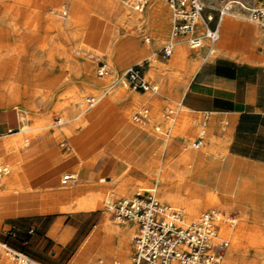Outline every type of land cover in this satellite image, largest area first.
I'll use <instances>...</instances> for the list:
<instances>
[{"label":"rangeland","instance_id":"rangeland-1","mask_svg":"<svg viewBox=\"0 0 264 264\" xmlns=\"http://www.w3.org/2000/svg\"><path fill=\"white\" fill-rule=\"evenodd\" d=\"M9 1L12 10L17 13H12L11 10H9L10 8L0 13V56H10V60L6 58L0 60V67L3 68H0V74L3 73L0 75V85L6 84L7 81H9L10 75H7L8 73L11 74L15 72L14 81L20 90V100L28 103L32 99L31 93H33L34 90L39 91L37 95L39 98L46 97V100L41 102L40 107L31 111V116L28 118L26 111L22 107L16 105L5 107L4 102L1 101L2 99L0 98V139L8 137H1L2 135L33 127L34 125L32 122L34 123V120L40 119L43 121L46 119V121L39 124L42 125V127L38 132H35L37 134L26 147H22L19 151L13 150L4 154L3 163L5 164L11 163L17 165L20 161L24 162L21 167L18 186L21 187L22 192L32 195L33 197H38V199L35 201H23L21 198H18L19 196L17 193H14V190H11L12 192L7 196V200H5L4 207H2V212L0 213V240L7 241L11 245L16 244L23 246V250L38 261H50L54 264H89L88 261L94 258L96 262L100 257V252L109 250L114 251L116 244V236H111L110 241L101 244L94 257L91 252L87 254L83 252V245L86 237L93 229L99 227L103 218L106 217L113 222L116 221V224L122 228L135 226V229H137L136 224L132 222H123L121 219L116 218V216L107 209L106 201L102 209L78 212L55 210L54 212L42 213L39 212L41 207H51V205L52 207H59L69 200V198L45 199L43 194L51 193L54 189L56 190L62 187L61 177L68 171H72L76 174V182L72 183L70 181L67 184H63V186L66 187H77L81 185L88 189L97 184L106 183L105 181H100L103 177H105L106 180L116 178L117 175L124 172L127 163L124 162L118 174L108 172L106 169L103 171L101 170L102 165L108 158L117 159L118 165H120L122 158L116 156V154L122 156H127L129 154L134 157V160L143 156L144 161H146L148 165L143 166L146 162L143 165H131L133 169L128 174L129 178L134 180L141 179L143 175H141L140 172L145 168L160 167L161 170H165L173 165H180L178 159L182 152L188 147H193V150H198L199 152L205 150L216 153V150H212L213 147L209 145L210 137H214L217 140L214 139V145L218 144L219 148L221 147L216 157H202L201 159L203 163L213 165V168L205 169L208 176L211 177V184L217 182L222 172L226 174L227 178L231 177L234 180L241 178V189L238 197H236V199H231L228 196L226 200L223 199V201L226 202L225 204L219 200L221 204L214 209L220 211L222 215L224 214L223 221L229 225L232 231H236L238 224L236 223L235 225V222H237V220H242L249 214V212L247 214L243 213L242 208L253 203L256 204L257 202L256 205L258 210L256 214L253 209L251 210L249 218L247 217V224L249 226L259 225L258 227L264 228V207L263 204L259 203V201H262L261 192L264 187V177L250 170H247V176L241 175L238 173V166L234 167L233 173H230L226 169L220 171L217 161L211 160V158H217L221 163H225L227 160L238 161L242 166L250 164L248 161L232 156L228 152V149L222 147L223 140H226L224 142L225 144L228 142L227 136L221 137L229 127L227 119L222 117L221 121L218 122L217 128L215 129L216 132H214L217 136L211 135L209 133V128L205 126L203 144L199 148L192 146V142H194L197 136L196 124L204 120L205 113L189 111L188 117L191 118L190 121L193 127L192 130L184 129V124L181 122L182 106L180 104V99L179 102L174 100L176 86L169 83L168 76L174 73V80L177 82L185 71V68H180L178 66L167 67L166 64L170 63L172 54L166 56L162 50V47L168 43L171 37L172 18L169 23L168 34L161 42L157 41V37L150 39L153 45L152 48L147 50L142 56H139L137 55V50L139 51V49L145 47V39L153 34V30L150 26L146 24L143 25L131 36L133 41L131 46L120 47L119 42L128 39L132 30H127L126 25L121 24L116 19L118 0H83L82 8L76 11L77 15L81 12L83 17L80 18H75L73 16L75 0ZM247 1L248 3L246 5L252 3L251 0ZM119 2L123 3L122 0H119ZM223 3L222 0H207L203 15L205 16L207 13L211 12L215 18L218 13V8L222 7ZM160 4L163 9H167L169 16L172 17V10L165 0H160ZM125 5L129 6L128 4ZM53 11H56L60 15L54 14ZM66 12L67 16H63ZM227 19L247 22L253 25L256 33L252 40L254 53L256 56L264 57V30L256 23L245 18L226 15L225 20ZM70 21L71 24H69ZM66 22H69L67 26ZM74 22L78 23L77 26ZM79 25H83L81 28L87 27L85 29L87 35L83 38V42L88 45V49L77 46V37H75V35L74 37L72 36V28L76 26L81 30ZM70 28L71 31L69 33ZM85 30L82 29L81 31L84 32ZM199 30L202 32L204 28ZM179 44L189 51L192 59L197 58L199 64L206 59L214 58L220 54L217 49V47L219 48L218 43L212 53L204 48L189 49L185 44ZM149 55L156 57L161 65H166L159 71L162 76L161 79L148 71L145 72L146 79L152 84L157 85V88L147 90L148 93L145 95L143 103L136 105L137 107L134 106L133 111L128 114V116H124V120L121 121L117 129L107 137L105 143L99 146L95 152L88 154L86 157L80 158L79 156V159L75 161L76 164L71 168L61 169L57 173L50 174L52 178L50 176L49 178L51 179L42 178L43 175L38 176L39 173H43L50 167L55 166L57 168L67 163L69 159L75 155V150L73 149L68 151L64 150L67 141H72L77 132V125L103 100L111 98L115 93L120 94L122 90L130 94H134L138 91L132 89L128 82L127 84L123 82V74L129 66L135 63H143L144 69L147 66V68H149L150 61L146 59ZM260 63L264 65V62ZM102 64L106 65L108 71L103 75H99L98 69ZM87 69L91 70L90 81H86L87 79L85 78V73H89ZM2 70L3 72H1ZM83 83H87V85L92 87L91 89L100 92L99 94L91 92L86 95V98L95 97L98 100V104L94 108L86 104L85 109L81 108L78 111L71 112L66 106L67 91L72 89L73 86L82 90L85 88ZM41 90L46 92L43 93ZM141 92L143 93L144 91ZM46 93H48L47 96ZM2 94H4V91H2ZM155 99H158L160 102L159 111L162 113L163 119L169 123L167 126H164L154 115L151 122L150 120L147 121L150 122L149 127H151V129H147L144 128L143 125L141 126V123L133 118V116L138 110H143L144 108H148L149 111L154 114L153 109L146 104L152 105ZM19 113L21 114V119H19ZM210 117L211 115H209L207 123L210 122ZM57 118L61 119L60 123H57ZM28 123L31 124L28 125ZM121 124H123V129L120 127ZM156 125L161 129H157ZM67 127L71 128V131L61 130ZM177 127L181 129V133L178 134V137L174 138V152L170 154L168 150L165 149L164 143L168 138V133H170L173 128ZM129 130H133V133L143 130L148 135L150 134L153 139L158 137L161 140L160 146L152 142L142 146L137 137L126 135ZM159 132L161 133L159 134ZM188 142L189 144H187ZM16 152L20 156V160L16 159ZM102 152H104V154L98 156ZM94 157H97L96 160L87 164L90 159ZM86 164L89 168H94L91 169L90 174L83 175L81 166H85ZM51 170H48L44 175H48ZM77 174H79L80 177L77 176ZM195 177L196 176L193 175L192 179ZM1 179L2 178H0V180ZM157 185L160 186V184ZM188 185H190V183L185 180L184 186ZM135 192L141 193L134 189L129 195H118L114 196L112 199L121 196H130ZM146 192L147 193H144L145 195L154 193L155 190L149 189ZM215 192L221 196H226L223 192H217V190H215ZM6 193L10 192H5L3 194ZM155 193L162 202L171 204L174 207L183 208L182 205L175 206L173 203L161 198L158 192ZM21 209H25L28 212L17 216L6 215V213ZM207 210L213 209L211 207H206L200 211L199 215ZM43 216H46V224L53 221V226H56L54 235L50 234L51 230L47 232V235H44L43 229L38 230L37 224L41 221ZM25 219H30L31 224L35 226L33 232L35 234L34 239L28 244H23L21 239V236L29 238L27 231L18 230L16 234L11 233V224ZM67 223L71 225L66 226ZM133 236L134 234L129 235L128 238L129 252L127 255L129 257V263L132 252ZM3 256L8 257L2 252L0 255L1 263ZM256 258L253 251L246 254H244L243 251H236L232 254V260H230L229 252L227 251L225 261L226 264H261V259L259 257ZM109 261V264H111L113 259L110 258ZM11 264H14L12 259Z\"/></svg>","mask_w":264,"mask_h":264},{"label":"bare ground","instance_id":"bare-ground-1","mask_svg":"<svg viewBox=\"0 0 264 264\" xmlns=\"http://www.w3.org/2000/svg\"><path fill=\"white\" fill-rule=\"evenodd\" d=\"M251 1L253 2L255 0H251ZM122 2L123 3L119 2L118 0L116 19L121 24H125L127 30H132V31L130 32L131 35L130 37H128V39L119 42L120 47L131 46L133 44L131 36H133L135 32L145 24L150 26V28L153 30V34L148 38H146L145 40L146 45L144 48H142L141 52L143 51L145 52L150 48H152L153 45L150 42V39L157 37V41L161 42V40L168 34L169 23L171 21V18L173 20V16L170 17L167 9H163V7L160 4V0H148L146 8L142 12L135 11L132 7L126 6L125 5L127 4L126 0H122ZM7 9L11 10L12 13H17L16 11L12 10L9 0H0V13H3ZM53 13L56 15H60L56 11H53ZM63 16H67V12L65 13V15L63 14ZM223 20H225V18ZM71 21L70 23L69 22L68 23L71 24ZM68 23L66 22V26ZM77 24L78 23H76V26ZM76 26L72 28L73 30L72 36L74 37L75 35V37H77L76 40H78L76 42V45L82 47L83 49L85 48L88 49L87 48L88 45L83 42V38L87 35V31L85 30L87 27L81 28V26L83 25L81 26L79 25L80 26L79 28L81 30L84 29L86 31V32L85 31L82 32ZM198 27L199 29L203 28V23L201 19H199ZM70 31L71 28L69 29V33ZM255 34L256 33L254 31V35ZM217 49L219 53L222 52L220 47L219 48L217 47ZM225 53L231 54L232 56L236 55L235 52L228 51ZM250 57L256 62H264L263 56L260 57V56L251 55ZM2 58H6L8 60L10 56L9 57L0 56V60ZM146 59L150 61L149 68L147 69V71L151 74L156 75L157 78L159 79H161L162 77L159 71L162 68H164V66L166 65L167 67L178 66L180 68H185V71L183 72L182 76L177 82H175L174 80V73L168 76L169 83L173 84L176 87L186 86L190 77L194 74V72L196 71L199 65L198 59L197 58L192 59V56L190 55L189 51L180 44L174 46L172 56L170 58V63L164 66L161 65L157 60V58L154 56L149 55L147 56ZM1 72H3V70ZM7 75H10L9 81H7L6 84L0 85V98L2 99L1 101L4 102L5 107L14 106V105L22 107L26 111L27 117L30 118L31 111H34L36 108L40 107L41 102L46 100V97L39 98L37 96L39 91L34 90V92L31 93L32 99L28 103H25L24 101L20 100L19 97L20 90L18 88V85L14 81L15 72L14 73L12 72L11 74L8 73ZM122 80L127 84L125 78H122ZM83 84L85 85V88L82 90L73 86L72 89L67 91L66 106L71 112L78 111L81 108L84 109L86 108V104H87L86 102L88 99L86 98V95L88 93L91 92L95 94L100 93L99 91L91 89L92 87L90 85H87V83H83ZM2 91H4V94H2ZM41 91L43 93L46 92V91L44 92L43 90ZM48 93H46V96ZM147 93L148 92L141 93L137 91L134 94H130L125 92V90H122L120 92L121 95H123L125 98L128 97L136 105L143 103L145 95ZM179 99H180V94L176 92L174 95V100L179 102ZM146 105L150 106L153 109V113H154L152 114V112L149 111L148 108L143 109L145 111L147 110L149 114L150 122L155 115L156 119L159 120L162 124H164V126L168 125L169 122L163 119L162 113H160L159 111L160 102L158 101V99H155L152 105L149 104ZM189 111L190 110L188 108L182 106L181 122L184 124L183 125L184 129L186 128L192 130L193 126L190 121L191 118L188 117ZM43 121H46V119ZM43 121L40 119L34 120V123L32 122V124L34 125V126L32 125L33 127L20 130L16 134H11L8 135V137L0 139V166H5L7 168V172L3 175V177H1L2 179L0 180V194H3L5 192H12L11 190H14V192L17 193H24L22 192L21 187L18 186L21 167L24 162L20 161L17 165L11 163L5 164L3 163L4 154L6 152H10L13 150L19 151L22 147H26L31 142L33 137L37 134L35 132H38L39 129L42 127V125L39 124ZM59 121L61 122V119L57 118V123ZM139 122L141 123V126L143 125L144 128L151 129V127H149L150 122H141V121ZM29 124L31 123H28V125ZM157 129H161V128L157 127ZM61 130L71 131V128L67 127L66 129H61ZM160 133L161 132H159V134ZM179 133H181V129H179L178 127L173 128V130L170 131V133H168V138L166 139L164 146L165 149H167L170 154L174 152V138L178 137ZM214 139L215 138L212 137L211 141L214 142L216 140ZM224 142L225 140L222 141V144H225ZM193 143L194 142H192V146L194 145ZM187 144H189V142ZM212 150L215 151L214 148ZM194 153L195 150H193V147H188L185 149V151L182 152L180 158L178 159V163H180V165L182 166L177 164L165 170H161L160 167L145 168L143 171L140 172V174L143 175V177L137 180L129 178L128 174L133 169V167L129 164H126L127 165L126 169L122 174L117 175L116 178H110L109 180H106L105 177H103L100 179V181L101 182L105 181L106 183L97 184L92 188L87 189L84 188L85 186L83 187L81 185L77 187H66L63 186V184L65 183L61 182L62 187L56 190L54 189V191L51 193H44L43 195L45 199L69 198V200L66 203H63L59 207L56 206L52 207V205L51 207L44 206L42 210L49 212H54L55 210L78 212V211H91L96 209H102L105 201L106 203L109 202L114 196L129 195L130 193H132L134 189L144 194L147 193L146 192L147 190L152 189L155 190V192H158V195L161 198L169 201L170 203H173L175 206L182 205L185 210L186 219L190 220L191 218H195L196 216H198L202 209L206 207H211L212 209H214L221 204L219 201V196L214 189L201 186L200 184L197 183L189 182L188 178H186L191 168V163L193 161ZM216 153H218L217 150ZM15 157L16 159L20 160V156L18 155L17 152L15 153ZM146 165H148L147 162L143 166ZM77 176L79 175L77 174ZM185 180H187L190 183V185L184 186ZM71 182L72 183L76 182V180H73ZM67 183L68 182H66V184ZM157 184H160V186ZM223 216L224 214L222 215L220 213L221 233L228 240L227 251L229 252L230 260H232V254L236 251H243L244 254L253 251L255 256L261 259V264H264V230H263L264 228L262 229L258 227L259 225L249 226L247 224L248 216L244 215L245 216L244 218L241 217L243 218L242 220L239 221L237 220V222H235V225L236 223L238 224L237 230L232 231L229 225L225 221H223L224 220ZM135 232H136L135 226L122 228L116 224V221L113 222L109 218L106 217L103 218L99 227L93 229L91 233L86 237L83 245V252L85 254L91 252L92 256L94 257L95 253L99 250L101 244L110 241L111 236H116V244L114 247V251L109 250V251L100 252V257L98 258V261L95 262L93 258L90 261H88L89 264H109L110 258L113 259V262L111 264H129V257L127 255L129 252L128 238L129 235L135 234ZM0 264H11V258L9 256L8 257L3 256L2 263L0 262Z\"/></svg>","mask_w":264,"mask_h":264},{"label":"crops","instance_id":"crops-1","mask_svg":"<svg viewBox=\"0 0 264 264\" xmlns=\"http://www.w3.org/2000/svg\"><path fill=\"white\" fill-rule=\"evenodd\" d=\"M82 4L83 0H75L73 8V16L75 18L83 17L81 12L78 15L76 14V11L82 8ZM207 25L219 27L220 38L218 40V45L222 52L214 58L206 59L201 62L194 74L190 77L187 85L177 86L175 93L177 92L180 94L181 106H185L190 111L204 112L208 114V116L211 115L210 122L206 124L211 135H216L214 132H216L215 129L217 128L218 122L221 121V118L225 117L227 119L229 127L221 137H228V146L226 143L222 144V147L228 149V152L232 156L248 161L250 164L242 166L240 162L231 160L221 163L217 158H211L212 161H217L220 171L226 169L230 173H233L234 167L238 166V173L241 175L247 176V170H250L264 177V65L254 61L250 57L251 55L256 56L252 45L254 27L247 22L241 21L222 20L218 22V13ZM141 51L142 48L139 49V51L137 50V55L142 56L146 53V51ZM228 51L235 52L236 55L232 56L231 54H226L225 52ZM147 69L146 67L145 72ZM87 71H89V73H85V78L87 79L86 81H90L91 70L89 69ZM134 106H136V104L128 97L125 98L118 93H115L111 98L103 100L77 125V132L72 141H67L64 150L68 151L73 149L75 150V155L70 158L67 163L57 168L55 166V168L50 167L43 173H39L38 176L43 175L42 178H49L50 174L57 173L61 169L71 168L76 164L75 161L79 159V156L80 158L86 157L88 154L95 152L99 146L105 143L107 137L117 129L121 121L124 120V116H128V114L133 111ZM19 119H21L20 113ZM122 126L123 124H121L120 127ZM123 128L124 127H122V129ZM132 131L133 130H129L126 135L137 137L142 146L149 142L160 146L161 140L158 137L153 139L150 134L148 135L143 130L134 133ZM16 133H18V131L2 135L1 137ZM209 145L219 153L221 147L219 148L218 144L214 145L211 141V137L209 138ZM218 153L205 150L199 152L196 150L187 178L189 182L217 190V192H223L226 196L217 194L219 200L225 204L226 202L223 201V199L226 200L228 196L231 199H236L240 194L241 178L236 180L231 177L227 178L226 174L222 172L217 182L211 184V177L208 176L205 169L213 168V165L203 163L201 159L202 157H216ZM103 154L104 152L100 153L98 156ZM116 156L122 158L120 165H118L117 159L108 158L102 165L101 170L103 171L106 169L108 172L118 174L124 162L134 166L138 164L143 165L146 162L143 156L136 160L129 154L127 156L116 154ZM97 157L90 159L87 164L94 162ZM87 164L81 166L83 175L90 174L91 169L94 168H89ZM48 170H51V172L48 175H44ZM193 175L196 176L194 179H192ZM9 194H11V192L0 195V213L2 212V207H4L3 205ZM17 194L19 196L18 198H21L23 201H35L38 199V197H33L25 192ZM261 200L262 201H259V203L263 204L264 207V187L261 192ZM256 204L253 203L242 208L243 213L247 214L249 212L247 215L248 218L252 209L256 214L258 210ZM42 208L43 207L39 209V212L49 213V211H43ZM27 212L28 211L25 209H21L6 213V215L17 216ZM45 219L46 216H43L41 221L38 222V230L43 229L44 235H47V232L51 230L50 234L54 235L56 226H53V221L46 224ZM70 225V223H67L66 226ZM11 227L12 234H16L18 230L27 231L29 238L21 236L22 241H27L26 244L31 243L34 239L35 234L33 232L35 226L31 224L30 219L19 220L16 223H12ZM12 245L16 248L23 249V246L16 244ZM40 262L43 264H54L50 261Z\"/></svg>","mask_w":264,"mask_h":264},{"label":"built area","instance_id":"built-area-1","mask_svg":"<svg viewBox=\"0 0 264 264\" xmlns=\"http://www.w3.org/2000/svg\"><path fill=\"white\" fill-rule=\"evenodd\" d=\"M218 8V22L226 15L245 18L256 23L264 30V0H222ZM135 11L142 12L148 0H126ZM173 13L171 37L162 50L170 56L175 45L185 44L189 49L204 48L212 53L220 38L218 26L211 27L213 14L203 15L207 0H165ZM202 20L204 30L200 32L198 23ZM108 71L105 64L99 66L98 74ZM124 78L132 89L147 91L156 89V85L146 79L143 63H135L124 72ZM98 100L87 99V105L94 107ZM197 122L194 147L203 144L208 114ZM133 118L137 121H149L147 110H138ZM60 123V121L58 122ZM65 144V143H62ZM7 172L0 166V178ZM76 180L72 171L64 173L61 182ZM107 209L123 222L136 224L133 236L132 252L129 264H226L228 240L221 233L220 211L215 209L202 212L190 220L186 219L183 208L162 202L156 193L121 196L107 202ZM23 244L27 241L23 240ZM4 252L14 264H43L23 249L16 248L7 241L0 240V255Z\"/></svg>","mask_w":264,"mask_h":264}]
</instances>
